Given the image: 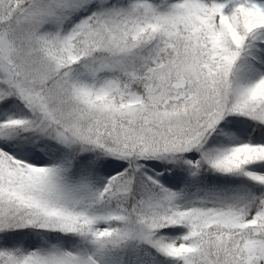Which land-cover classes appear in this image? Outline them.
Returning a JSON list of instances; mask_svg holds the SVG:
<instances>
[{
    "label": "snow or ice",
    "instance_id": "6c2138e0",
    "mask_svg": "<svg viewBox=\"0 0 264 264\" xmlns=\"http://www.w3.org/2000/svg\"><path fill=\"white\" fill-rule=\"evenodd\" d=\"M0 264H264V0H0Z\"/></svg>",
    "mask_w": 264,
    "mask_h": 264
}]
</instances>
